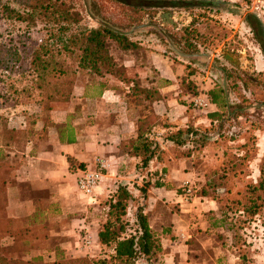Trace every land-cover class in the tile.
Instances as JSON below:
<instances>
[{"label":"crops","instance_id":"obj_1","mask_svg":"<svg viewBox=\"0 0 264 264\" xmlns=\"http://www.w3.org/2000/svg\"><path fill=\"white\" fill-rule=\"evenodd\" d=\"M152 36L139 43L144 56L128 51L121 61L115 59L124 68L127 81L115 77L104 81L78 73L71 89L60 100L50 102L49 110L33 102L15 107L19 112L16 129L25 132L26 138L22 149L10 152L18 156L16 184L7 189V215L28 221L30 233L47 237L43 247L52 255L49 261L55 259L56 249L67 257L94 256L101 250L97 235L105 221L100 201L119 184L131 189L135 183L148 182L145 214L161 238L164 264H264L263 240L252 239L245 234L248 229L222 221L225 198L196 195L187 203L175 191L178 174L185 180L196 176L198 169L192 156L174 152L176 144L168 136L203 123L220 126L221 121L209 119L208 114L227 110L228 98L223 89L226 106L221 108L209 99L208 92L214 89H198V95L207 98L212 108L205 117L196 118L191 106L196 95L182 84L185 65L163 54L164 46L152 41ZM149 94L153 97L144 96ZM20 109L28 113H20ZM139 131L158 149L146 167L131 152L140 143ZM211 135L214 145L210 146L209 162L223 157L215 142L219 134ZM67 157L84 164L85 169L101 172L94 200L78 191L80 169L69 171ZM161 203L168 212L159 210ZM177 205L180 210L175 212ZM46 222L52 223L47 231ZM87 237L90 244L85 246ZM24 254L22 259L29 261L32 255Z\"/></svg>","mask_w":264,"mask_h":264},{"label":"rangeland","instance_id":"obj_2","mask_svg":"<svg viewBox=\"0 0 264 264\" xmlns=\"http://www.w3.org/2000/svg\"><path fill=\"white\" fill-rule=\"evenodd\" d=\"M152 1L87 0V2H84L83 0H76L75 7L80 13L82 23L90 28H95L98 24L89 15V11H92L100 19L106 18L114 26L123 29L131 26L137 27L140 23L141 27H147V30L130 35L132 41L140 43L150 34H153L151 40L164 46L163 54L175 62L185 65L187 73L191 72L193 74L194 82L191 79L189 81L195 83L194 86L198 93V89L226 90L228 109H223L224 114L220 126L218 124L216 128H211L203 123L196 128L198 130L196 132L198 136L194 138L196 142H187L191 138L183 135L182 139L185 144L172 147L174 152H177L181 157L192 156L193 160H196L195 164L198 169L196 176L185 180L180 178L181 175L178 174L174 188L177 194L181 195L184 182L189 181L195 186V196L204 192L207 198L209 196L221 200L236 198L241 203L239 209L251 207L252 202L250 200H253L257 207L256 214L244 213L241 221L245 224L243 228L248 229L245 230V234L252 239L257 237L258 241L263 240L264 242V189H257L261 181L264 187V110L242 111L245 107L253 104H264V34L257 37L254 25L245 21L247 14H254L263 22L264 0H209L216 1L219 4L218 11L205 7L191 10L162 9L155 16H146L144 13H139L136 16L137 21L132 22V13L124 7L125 4L148 7L155 4ZM169 11L173 12V20L177 25H170L161 20L160 15ZM193 20L194 26L192 28L196 30L198 37L188 38L191 47H187L188 43L184 44L183 29ZM43 36L44 32L40 24L27 29L23 24H12L5 21L0 26V42L16 47L21 53L32 44V40H39ZM166 38L175 41L180 49L179 51L184 54L173 51L166 42ZM109 50L114 59L120 61L125 54H130L127 53L128 51L117 49L113 43L110 45ZM129 51L135 55H145L141 47ZM227 53L233 54L237 58V65L224 59ZM62 59V57L58 59L61 64H63ZM117 64H120L119 61ZM63 66H65V63ZM206 76L209 80L205 78ZM206 83L207 85H205ZM27 84V81L20 79L18 75L6 78L5 74L0 72V124L6 121L10 128L14 127L16 129L14 120L19 116V112L15 110V107L20 104H28L31 99L25 94L15 95V92L12 94L11 90L18 89L19 92L20 89L28 88ZM71 87L72 85L64 80L57 85L58 89H71ZM19 111L20 113H28V110L20 109ZM207 112L194 110L193 113L196 118H203ZM191 127L195 129L193 126ZM212 132L219 134V138L215 142L218 143L216 144L218 145L217 149L222 151L223 157L209 162V150H212L210 146L214 145ZM14 148L22 149L23 139L17 138V143L12 144V148L8 149L14 153ZM172 151L169 152L173 154ZM17 154L10 153L8 162L13 166L17 162ZM222 185H224V188H230L229 196H225L224 192L216 196L215 188ZM141 186L142 184L135 183L130 189L135 197L128 207L127 218L131 222L134 221L133 214L137 205L143 204L145 210L148 206V197L144 201L138 190ZM113 190H110V192ZM228 208H231V206H228ZM159 210L169 211L163 203H161ZM179 210L178 205L173 209L175 212ZM100 211L104 214L101 205ZM51 225L52 223L46 222L44 230L47 231L51 228ZM108 252V249L101 248L100 251H96L94 256L89 257H95L103 253L108 254ZM22 256L23 253L14 255V257L20 259H22ZM161 259L163 257L160 253L150 261L141 258L137 260L136 264H164L165 262Z\"/></svg>","mask_w":264,"mask_h":264},{"label":"trees","instance_id":"obj_3","mask_svg":"<svg viewBox=\"0 0 264 264\" xmlns=\"http://www.w3.org/2000/svg\"><path fill=\"white\" fill-rule=\"evenodd\" d=\"M75 1L0 0V26L5 21L12 24H23L27 29L40 24L44 32V36L39 40H32V44L23 53L16 47L0 42L1 74H5L6 78L18 75L20 79L26 80L28 83V88L20 89L19 92L18 89H13L11 93L25 94L31 99V102L44 110L50 109V102L60 100L62 96H65L64 91L67 89H58L59 82L64 80L72 85L78 73L94 76L104 81H107V77L127 81L124 68L116 63L110 53V45L113 43L117 49L122 51L138 49L140 48L139 43L132 41L130 35L147 28H142L139 23L137 27L131 26L123 29L114 26L106 18L100 19L92 11L88 13L98 26L87 27L82 23L80 13L75 7ZM83 1L87 2V0ZM152 2L155 4L148 7L121 3H124L126 5L124 7L131 11L132 22L137 21L136 16L139 13L155 16L162 9L191 10L205 7L210 10H219V4L209 0H153ZM245 21L254 25L257 37L263 36L264 24L256 15L247 14ZM193 26L194 20L184 27V44L188 43V38L198 37ZM169 40L166 38L171 49L181 52L175 41ZM187 47H191V44L188 43ZM60 57L63 58L65 66L58 60ZM191 75H193L191 72L187 73L182 84L191 94L196 95L198 91L189 81ZM103 85L105 86V82ZM144 96L146 98L153 97L152 94ZM208 96L213 104L226 106L223 89L211 90L208 92ZM223 114L213 112L209 113L208 117L221 121ZM196 132H198L196 128L188 127L178 130L168 138L177 146H181L185 144L182 139L183 135L191 138L187 142H196L194 139L198 136ZM141 133L139 131L137 137L140 143L134 144L131 152L136 156L139 155L142 167H146L158 149L153 147V144L148 142L144 134ZM17 138L23 139L24 143L26 133L14 127L10 128L6 121H3L0 124V146H3L0 147V264H136L137 260L141 258L150 261L162 252L161 238L151 229L143 204L136 206L133 214L134 221L128 220V207L135 197L127 185L119 184L112 192H109L105 199L100 201L105 221L97 236L101 248L108 249V254L103 253L95 257H67L63 251L56 249L55 259L49 261L52 255L43 247L47 245V237L44 234L32 235L29 231L28 221L12 219L7 215V189L16 184L15 166L8 162L10 158L8 148H12V144L17 143ZM67 161L71 172H75L76 168L85 169L84 164L77 163L71 157H67ZM148 186L147 182L138 188L144 201L148 197L146 190ZM155 186L163 185L155 183ZM215 189L216 196L221 192H224L225 196L230 195V188L220 186ZM257 189H264L262 181ZM201 195L207 196L204 192ZM212 198L222 201L217 197ZM225 200L222 206L225 217L222 221L231 224L233 228L242 229L244 227L245 224L241 221L244 213L256 214L257 207L253 200H250L251 207L243 209H239L240 200L236 198H225ZM234 206L237 208H233ZM17 253H27L32 256L29 261H25L14 257Z\"/></svg>","mask_w":264,"mask_h":264},{"label":"built area","instance_id":"obj_4","mask_svg":"<svg viewBox=\"0 0 264 264\" xmlns=\"http://www.w3.org/2000/svg\"><path fill=\"white\" fill-rule=\"evenodd\" d=\"M191 106L195 110L208 111L212 108L211 102L201 95H196L191 99ZM102 181V174L98 170L84 169L78 172L77 176V189L78 191L88 199L94 200V193L100 182ZM183 193L181 198L184 202H192L195 198L196 189L195 186L189 181H185L182 187ZM85 246L90 244V240L87 237L85 240Z\"/></svg>","mask_w":264,"mask_h":264},{"label":"water","instance_id":"obj_5","mask_svg":"<svg viewBox=\"0 0 264 264\" xmlns=\"http://www.w3.org/2000/svg\"><path fill=\"white\" fill-rule=\"evenodd\" d=\"M160 18L162 21H164L165 23H168L170 25H177L174 20H173V12H165V13H162L160 15ZM224 59L237 65L238 64V60L237 58L233 55V54H230V53H227L225 56H224ZM255 109H261V110H264V104H253V105H250L248 107H245L244 109H242V111H252V110H255Z\"/></svg>","mask_w":264,"mask_h":264}]
</instances>
